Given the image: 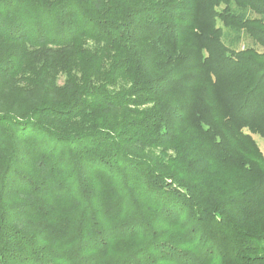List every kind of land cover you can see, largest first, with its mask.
I'll list each match as a JSON object with an SVG mask.
<instances>
[{"label":"trees","instance_id":"trees-1","mask_svg":"<svg viewBox=\"0 0 264 264\" xmlns=\"http://www.w3.org/2000/svg\"><path fill=\"white\" fill-rule=\"evenodd\" d=\"M10 82L0 264H264V0H0Z\"/></svg>","mask_w":264,"mask_h":264},{"label":"rangeland","instance_id":"rangeland-1","mask_svg":"<svg viewBox=\"0 0 264 264\" xmlns=\"http://www.w3.org/2000/svg\"><path fill=\"white\" fill-rule=\"evenodd\" d=\"M218 25L221 26V23L218 22ZM223 30L225 33H228L227 35H224L223 40L226 43H229L230 37H232L233 33L226 28H223ZM234 44L237 47H241L243 44L244 45H251L252 41L247 35L242 34L241 39L239 41L235 42ZM257 48L261 49L258 46H257ZM14 49L19 50V46L15 47ZM61 83H62V77H58L57 85H61ZM12 85H13V82H10L9 86H4L3 89L0 90V106L6 108L7 110H8V108L11 109V107H14V109H11V111L13 113H15V108L18 107V109H17L18 114L19 115L25 114L26 113V107L28 105L27 99H20L19 98L18 100H15L13 103L8 104L10 102V100H14V96H15V93L17 91L16 87H13L14 85L13 86ZM252 136L255 139L256 143L258 144L262 154L264 155V138H262L258 134H252Z\"/></svg>","mask_w":264,"mask_h":264}]
</instances>
